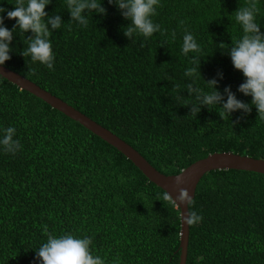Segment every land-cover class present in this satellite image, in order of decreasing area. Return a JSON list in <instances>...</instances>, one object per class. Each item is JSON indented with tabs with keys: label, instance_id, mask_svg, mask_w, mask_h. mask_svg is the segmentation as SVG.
<instances>
[{
	"label": "trees",
	"instance_id": "16d2710c",
	"mask_svg": "<svg viewBox=\"0 0 264 264\" xmlns=\"http://www.w3.org/2000/svg\"><path fill=\"white\" fill-rule=\"evenodd\" d=\"M247 3L159 0L152 19L160 31L145 40L124 35L131 22L108 0H101L103 16L81 13L86 27L65 0H51L44 22L53 69L22 54L34 34L13 29L14 19L4 21L13 30L4 66L110 130L163 174L214 152L264 159V120L237 91L244 77L228 55L240 35L235 11ZM256 3L264 33V0ZM14 4L0 0L6 10ZM55 16L60 29L47 24ZM185 30L202 48L187 57L180 51ZM212 79L214 90L224 95L228 87L250 112L221 117L220 105L202 104L200 90L210 91ZM0 126L15 127L21 144L15 155L0 151V264H40L34 257L45 226L91 236L94 254L109 264L116 257L120 264H179V207L117 148L2 76ZM188 210L202 219L189 226L186 264H264V174L208 171Z\"/></svg>",
	"mask_w": 264,
	"mask_h": 264
},
{
	"label": "clouds",
	"instance_id": "9594fccd",
	"mask_svg": "<svg viewBox=\"0 0 264 264\" xmlns=\"http://www.w3.org/2000/svg\"><path fill=\"white\" fill-rule=\"evenodd\" d=\"M51 0H15L14 8L6 10L0 7V66H3L9 57V42L12 39V31L4 26L5 19L15 20L13 29L21 32L31 31L33 38L28 41L27 48L23 55L30 58L33 63L44 65L52 70L54 66V53L52 50L50 32L44 22L46 15L44 9ZM109 4L121 10V15L131 22L130 26L124 30L126 37L136 34L145 40L154 33L160 31V26L153 22L152 17L156 15L159 0H108ZM65 6L70 12V16L79 22L81 26H87V19L81 13L88 9L95 10L103 16L106 10L101 6V0H65ZM259 9L256 0H248V3L235 11V23L239 26L240 35L232 41V47L228 52L231 64L235 70L242 73L244 77L237 91L244 96L251 97V105L255 107L258 117L264 120V33L260 31L258 22ZM47 24L51 29L61 28V18L59 16L50 17ZM173 40L175 33L172 34ZM220 48L226 47L224 44ZM201 45L194 38L193 34L185 30L182 38L180 51L187 57L189 53L200 52ZM195 69L188 68L186 75H193ZM222 79V74L218 73ZM217 84L216 79L207 82L210 91L200 90L201 103L204 105H220V116L228 117L238 110L245 114L250 112V105L238 100L228 87L224 89V99L219 91L214 90ZM195 109L194 111H198ZM16 136V129L13 126H0V151L15 155L21 148ZM168 198L167 196L165 197ZM178 201L179 203H177ZM176 206L192 203V197L188 196L186 189H181L176 198ZM202 217L196 211H188L184 218V223L188 226L195 225L201 221ZM43 232L46 236L45 242L40 244L35 253L34 259L40 264H109L101 255L94 254L93 239L87 235H76L73 232H63L60 234L49 232L45 226ZM111 264H120L119 257L114 258Z\"/></svg>",
	"mask_w": 264,
	"mask_h": 264
},
{
	"label": "water",
	"instance_id": "95a60500",
	"mask_svg": "<svg viewBox=\"0 0 264 264\" xmlns=\"http://www.w3.org/2000/svg\"><path fill=\"white\" fill-rule=\"evenodd\" d=\"M0 76L4 77L20 89L28 91L34 96L42 99L68 116L69 118L79 122L85 128L95 135L102 138L107 143L117 148L141 171V173L152 183L164 190L167 195L175 203L181 189H186L188 196L195 195V190L200 178L208 171L216 169H237L244 171H253L264 174V159L253 158L246 155H240L232 152H214L204 158L198 159L179 173L174 175H166L158 171L152 166L135 148L119 138L110 130L97 123L84 113L80 112L61 98L51 94L47 90L41 88L34 82L20 75L7 67L0 66ZM179 203L178 201H176ZM176 204V203H175ZM180 260L179 264H186L189 226L184 223V218L188 214L186 204H180Z\"/></svg>",
	"mask_w": 264,
	"mask_h": 264
}]
</instances>
